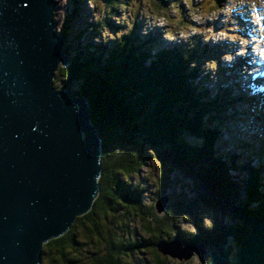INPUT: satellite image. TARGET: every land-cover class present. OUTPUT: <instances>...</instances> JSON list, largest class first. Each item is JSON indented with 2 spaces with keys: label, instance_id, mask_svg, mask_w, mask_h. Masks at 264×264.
Wrapping results in <instances>:
<instances>
[{
  "label": "trees",
  "instance_id": "16d2710c",
  "mask_svg": "<svg viewBox=\"0 0 264 264\" xmlns=\"http://www.w3.org/2000/svg\"><path fill=\"white\" fill-rule=\"evenodd\" d=\"M106 1L112 12L116 0ZM166 1L152 0L153 8L160 10ZM58 33L70 61L58 68L53 86L89 104L91 124L102 139L101 173L90 210L76 217L65 234L43 245L39 264H145L146 252L151 264H167L154 249L163 240L203 243L235 264L236 253L231 256L228 243L235 250L246 235L239 216L264 219V183L248 159L214 147L219 128L241 98L221 84L213 94L193 84L210 58L208 48H165L151 56V42L120 35L110 47L79 52L68 49L62 29ZM242 149L246 155L255 152L248 146ZM150 157L158 162L159 173L149 205L143 201V188L132 186L130 178ZM256 158L261 160L260 155ZM184 180L193 197L179 186L175 201L166 189ZM162 195L169 201L157 215L153 204ZM203 207L214 213L212 218L207 215L206 224L198 217ZM184 222L191 229H182Z\"/></svg>",
  "mask_w": 264,
  "mask_h": 264
},
{
  "label": "water",
  "instance_id": "95a60500",
  "mask_svg": "<svg viewBox=\"0 0 264 264\" xmlns=\"http://www.w3.org/2000/svg\"><path fill=\"white\" fill-rule=\"evenodd\" d=\"M56 0H0V264H39L42 247L86 214L98 193L101 136L89 104L53 86L70 57L55 29ZM169 198L153 208L163 213ZM247 227L235 264H264V219ZM161 257L230 264L205 244L163 240Z\"/></svg>",
  "mask_w": 264,
  "mask_h": 264
},
{
  "label": "rangeland",
  "instance_id": "374dc122",
  "mask_svg": "<svg viewBox=\"0 0 264 264\" xmlns=\"http://www.w3.org/2000/svg\"><path fill=\"white\" fill-rule=\"evenodd\" d=\"M56 2L55 29L64 31L68 49L72 51L94 52L99 45L110 47L120 35H128L139 43L151 42V56L165 48L179 49L194 44L198 49L207 47L210 58L202 63L193 84L202 85L210 94L217 92L216 87L221 84L232 96L241 98L229 113L230 119L224 121L227 122L225 127L219 128L220 138L214 147L239 160L248 159L249 167L257 170L264 183V95L261 98L264 93V8L258 6V0H167L160 10L153 8L152 0H116L112 12L106 0ZM256 61L260 62L258 68L253 67ZM257 71L263 73L253 78ZM244 99L250 102L245 103ZM222 143L225 148L219 147ZM243 146L254 149V154L246 155ZM258 155L261 162L256 158ZM158 173V162L150 157L138 174L130 178L132 186L143 188L142 198L146 204H152L155 199ZM227 174L232 175L229 171ZM185 180L178 186L170 183L166 189L175 201L179 200V186L187 197H193ZM199 215L206 224L214 213L203 207ZM225 217L227 215H223ZM189 225L184 222L181 228L189 230ZM228 246L233 248L232 256L236 249L231 242ZM146 254L143 260L151 264L149 252ZM166 261L167 264H198L195 257L186 263L170 258Z\"/></svg>",
  "mask_w": 264,
  "mask_h": 264
},
{
  "label": "bare ground",
  "instance_id": "6f19581e",
  "mask_svg": "<svg viewBox=\"0 0 264 264\" xmlns=\"http://www.w3.org/2000/svg\"><path fill=\"white\" fill-rule=\"evenodd\" d=\"M256 6V5H255ZM258 6H260V7H263L264 8V0H258ZM246 59V57L245 58H243V60H245ZM241 63H243V62H241ZM236 65H238V64H236ZM260 65V62L259 61H256L254 64H253V67L254 68H258V67H260L259 66ZM256 73H258V71L256 72ZM256 73H254L253 74V78H255V77H258L259 76V74H262L263 73V71H260L258 74H256ZM248 74V73H247ZM264 74V73H263ZM252 75V74H251ZM257 79V78H256ZM245 86V84H244V82H243V80H242V86ZM219 138H220V136H219ZM219 140V139H218ZM251 167V166H250ZM236 253V252H235Z\"/></svg>",
  "mask_w": 264,
  "mask_h": 264
}]
</instances>
